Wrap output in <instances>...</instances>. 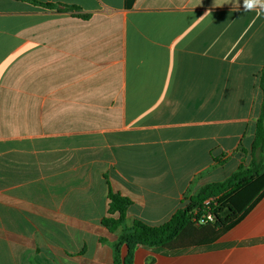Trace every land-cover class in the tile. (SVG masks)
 Returning <instances> with one entry per match:
<instances>
[{"label":"crops","instance_id":"obj_1","mask_svg":"<svg viewBox=\"0 0 264 264\" xmlns=\"http://www.w3.org/2000/svg\"><path fill=\"white\" fill-rule=\"evenodd\" d=\"M238 9L0 0V264H115L136 221L260 159L264 12ZM110 190L132 201L113 233ZM133 264H264V197L213 245L138 246Z\"/></svg>","mask_w":264,"mask_h":264},{"label":"trees","instance_id":"obj_2","mask_svg":"<svg viewBox=\"0 0 264 264\" xmlns=\"http://www.w3.org/2000/svg\"><path fill=\"white\" fill-rule=\"evenodd\" d=\"M47 7L55 8L52 5ZM77 10L80 9H65ZM257 87L261 93V106L252 151L254 155L260 153L261 160L255 159L253 166L248 169L241 167L225 182L203 188L196 197L190 199L186 207L179 209L164 225L153 227L136 221L114 246L115 264H133L134 251L138 246L182 250L213 245L237 226L264 197V67L257 76ZM109 199V214L113 216L118 213L119 218H106L102 224L113 233L124 224L132 201L112 190ZM209 200L211 204L207 207L205 203ZM208 212L213 213L214 222L200 224L199 221ZM124 248L127 249L125 256Z\"/></svg>","mask_w":264,"mask_h":264},{"label":"clouds","instance_id":"obj_3","mask_svg":"<svg viewBox=\"0 0 264 264\" xmlns=\"http://www.w3.org/2000/svg\"><path fill=\"white\" fill-rule=\"evenodd\" d=\"M239 9L241 11H259L264 12V0H238Z\"/></svg>","mask_w":264,"mask_h":264},{"label":"built area","instance_id":"obj_4","mask_svg":"<svg viewBox=\"0 0 264 264\" xmlns=\"http://www.w3.org/2000/svg\"><path fill=\"white\" fill-rule=\"evenodd\" d=\"M206 206L209 207L210 204H211V201H207L206 203ZM215 218H214V215L213 213L211 212H208L205 216L202 217V219L199 221L200 224H206V223H209V222H214Z\"/></svg>","mask_w":264,"mask_h":264},{"label":"rangeland","instance_id":"obj_5","mask_svg":"<svg viewBox=\"0 0 264 264\" xmlns=\"http://www.w3.org/2000/svg\"><path fill=\"white\" fill-rule=\"evenodd\" d=\"M257 158V157H256ZM259 160H261V158L259 159V158H257V161H259ZM253 166V165H252ZM230 170L231 169H228V171H227V173L229 174L230 173Z\"/></svg>","mask_w":264,"mask_h":264}]
</instances>
